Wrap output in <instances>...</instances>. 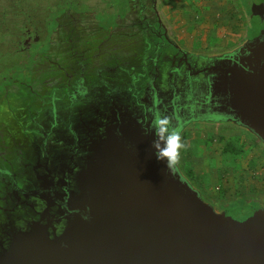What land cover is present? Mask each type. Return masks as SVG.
<instances>
[{
    "label": "water",
    "instance_id": "water-1",
    "mask_svg": "<svg viewBox=\"0 0 264 264\" xmlns=\"http://www.w3.org/2000/svg\"><path fill=\"white\" fill-rule=\"evenodd\" d=\"M250 11L264 20V4ZM90 29L85 47L110 36ZM257 33L212 53L101 55L97 65L130 87L49 130L46 139L62 142L42 161L0 166V264H264V205L236 221L184 174L182 157L166 172L152 154L163 115L181 137L191 126H228L264 150V29Z\"/></svg>",
    "mask_w": 264,
    "mask_h": 264
},
{
    "label": "flooded vegetation",
    "instance_id": "flooded-vegetation-1",
    "mask_svg": "<svg viewBox=\"0 0 264 264\" xmlns=\"http://www.w3.org/2000/svg\"><path fill=\"white\" fill-rule=\"evenodd\" d=\"M50 1L57 11L52 18L32 6L38 0H0V166L4 168H10L14 159L21 164L42 161L50 144L59 149L62 142L46 139L49 130L71 124L92 102L130 87L121 73L109 78L106 66L97 65L101 55L119 52L131 61L144 62L161 54H176V47L189 50L173 36L163 15V0H117L119 5H108V0H44ZM253 4L264 2L244 0V11L236 5L239 15L243 14V25ZM82 16L90 24L74 27L75 19ZM253 17L261 21V16ZM92 24L110 36L85 47L83 36L90 26L92 33ZM249 38L244 33L242 41ZM95 44L97 49L92 47ZM14 68L17 75L1 77ZM200 128L248 135L228 126ZM209 199L224 209L223 203ZM257 202L264 205V198Z\"/></svg>",
    "mask_w": 264,
    "mask_h": 264
},
{
    "label": "rangeland",
    "instance_id": "rangeland-1",
    "mask_svg": "<svg viewBox=\"0 0 264 264\" xmlns=\"http://www.w3.org/2000/svg\"><path fill=\"white\" fill-rule=\"evenodd\" d=\"M38 1L36 4L39 5L32 6H38L51 14L52 18L57 12L51 7L55 3ZM243 2L244 0H163V15L180 46L193 52L212 53L238 45L243 40L244 33L251 37L264 29V21L252 17L250 12L243 25V14L239 15L236 9L240 6L244 11ZM110 4L119 5L117 0H108V5ZM50 9L52 11L48 12ZM3 47L1 46L2 49ZM15 70L7 69L1 77H13L18 74ZM196 127H189L182 137L186 144V149L181 151L182 171L203 195L217 203H223L228 217L236 221L247 219L258 209L257 200L264 198V150L257 144L254 145L248 135L240 131L227 133ZM245 201H250L251 204Z\"/></svg>",
    "mask_w": 264,
    "mask_h": 264
},
{
    "label": "clouds",
    "instance_id": "clouds-1",
    "mask_svg": "<svg viewBox=\"0 0 264 264\" xmlns=\"http://www.w3.org/2000/svg\"><path fill=\"white\" fill-rule=\"evenodd\" d=\"M152 136V154L156 161L165 164L166 172L174 170L180 162L181 151L186 149L180 129L172 125L167 115H163L155 120Z\"/></svg>",
    "mask_w": 264,
    "mask_h": 264
},
{
    "label": "trees",
    "instance_id": "trees-1",
    "mask_svg": "<svg viewBox=\"0 0 264 264\" xmlns=\"http://www.w3.org/2000/svg\"><path fill=\"white\" fill-rule=\"evenodd\" d=\"M226 151H227V152H230V150H229V149H227Z\"/></svg>",
    "mask_w": 264,
    "mask_h": 264
}]
</instances>
